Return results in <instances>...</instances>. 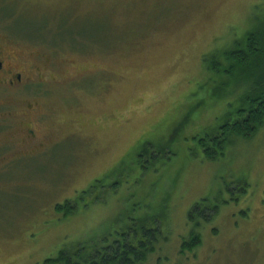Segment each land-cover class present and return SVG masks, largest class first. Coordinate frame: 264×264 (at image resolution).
Segmentation results:
<instances>
[{
    "label": "rangeland",
    "instance_id": "rangeland-1",
    "mask_svg": "<svg viewBox=\"0 0 264 264\" xmlns=\"http://www.w3.org/2000/svg\"><path fill=\"white\" fill-rule=\"evenodd\" d=\"M263 16L264 0H0V49L40 70L25 97L0 89L14 123L0 145L29 122L43 135L57 122L55 141L67 136L9 172L0 158V264L104 247L126 225L161 232L148 264H264V124L246 139L221 132L242 93L225 55ZM45 102L54 123L27 112ZM209 136L228 139L219 159L199 143ZM205 201L213 218L191 224ZM66 204L73 215L57 210Z\"/></svg>",
    "mask_w": 264,
    "mask_h": 264
},
{
    "label": "trees",
    "instance_id": "trees-1",
    "mask_svg": "<svg viewBox=\"0 0 264 264\" xmlns=\"http://www.w3.org/2000/svg\"><path fill=\"white\" fill-rule=\"evenodd\" d=\"M213 57L206 61L210 64L214 62L212 68L219 74L222 66ZM225 57L229 63L225 74L231 76L237 74L242 93L238 97L241 103L234 119H229L221 127V132L225 137L236 135L239 138H251L264 124V16L259 20L258 27L247 34L243 45H238ZM212 138V136L202 138L199 143L204 147L206 157L216 160L225 151L228 139ZM88 193L90 192H84V194ZM206 204V201L203 204L199 203L191 210L189 213L191 224H194L199 217L207 220V211H211V205ZM74 208L76 207L66 204L58 207L57 210L63 213L66 209L68 214H72ZM202 209L206 214H203ZM215 211H218L216 207ZM212 218H208L207 221ZM151 226L139 225L133 228V225H126V230L118 233L120 237L109 240L110 242H106L107 245L104 244V247L99 242L91 241L64 247L55 258L47 259L46 264H148L150 256L156 252V245L153 247L152 242L156 236L157 243L161 238V232ZM201 244L200 238L186 243L183 245L182 255L185 252L192 253Z\"/></svg>",
    "mask_w": 264,
    "mask_h": 264
},
{
    "label": "flooded vegetation",
    "instance_id": "flooded-vegetation-1",
    "mask_svg": "<svg viewBox=\"0 0 264 264\" xmlns=\"http://www.w3.org/2000/svg\"><path fill=\"white\" fill-rule=\"evenodd\" d=\"M17 58L11 54H9V51H3V49H0V89H4L9 92H16L17 94H22L21 97H25L27 95L26 91L28 92L29 88L27 86V83H34V77H35V72L38 71L37 66H28L26 64L23 65H17ZM40 72V70L38 71ZM39 75V74H38ZM40 78L45 83V79L41 76ZM24 79L27 82H24ZM55 83V82H54ZM57 85H61L60 82H57ZM28 88V89H27ZM27 89V90H26ZM49 96V95H48ZM20 97V98H21ZM63 101L66 102V96L62 99ZM40 105H33L31 103L27 104V112L28 113H39V112H46L50 111L49 114H41L39 116V122L45 121V119H48L46 123H54V119H58L59 116H56V112L53 111V109H50V105L45 102L42 103L41 106L44 107V109L39 107ZM7 108L9 109L8 106H5L3 103L0 104V133L2 132H7L9 133L14 129V123L10 121V119L13 117V113L10 110L9 113L5 116L1 114L2 109L1 108ZM9 120V122L6 121ZM74 120V119H73ZM71 120V121H73ZM61 124L65 125H59V128H65L66 127V121H60ZM44 126V125H43ZM45 128V127H44ZM58 124L55 122V124L52 126V130L50 132H47L46 135H43L44 130L41 127L35 126L34 123L29 122L24 129L22 130V135L19 136L18 138H15L13 135L9 136V143L0 145V158L3 159H9V162H12L11 165H9L7 168L2 170V172H9L10 170H13L9 167H13L17 162H20L22 160L28 161V159L39 157L44 155L47 151L55 148L56 146H59L63 141L64 138L67 136H63L62 138L59 137L55 141V135L54 133L57 131ZM52 140H50V138ZM15 140V141H14ZM15 143L21 144L23 147L24 146H29V145H36L37 150L34 151L33 155H30L28 153L19 152V153H14L13 149L16 147ZM6 149L8 150L6 152ZM6 154V155H5ZM142 154H146L142 152ZM4 156H6L4 158ZM145 168V167H144ZM147 170V168H146Z\"/></svg>",
    "mask_w": 264,
    "mask_h": 264
}]
</instances>
